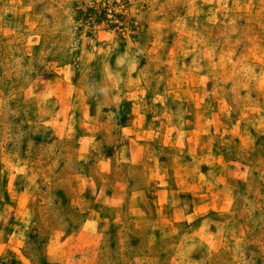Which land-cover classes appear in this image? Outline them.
Segmentation results:
<instances>
[{"label": "rangeland", "instance_id": "obj_1", "mask_svg": "<svg viewBox=\"0 0 264 264\" xmlns=\"http://www.w3.org/2000/svg\"><path fill=\"white\" fill-rule=\"evenodd\" d=\"M0 264H264V0H0Z\"/></svg>", "mask_w": 264, "mask_h": 264}]
</instances>
